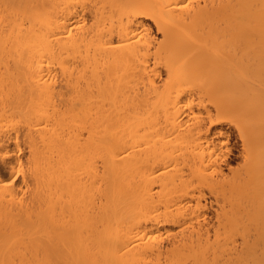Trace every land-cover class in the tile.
<instances>
[{"label":"bare ground","instance_id":"obj_1","mask_svg":"<svg viewBox=\"0 0 264 264\" xmlns=\"http://www.w3.org/2000/svg\"><path fill=\"white\" fill-rule=\"evenodd\" d=\"M0 264H264V0H0Z\"/></svg>","mask_w":264,"mask_h":264},{"label":"rangeland","instance_id":"obj_2","mask_svg":"<svg viewBox=\"0 0 264 264\" xmlns=\"http://www.w3.org/2000/svg\"><path fill=\"white\" fill-rule=\"evenodd\" d=\"M231 143H232V155L229 159V164L231 167H236L238 164L240 165L242 158L238 153V149L240 147V143L237 139H235L234 137L231 138Z\"/></svg>","mask_w":264,"mask_h":264}]
</instances>
